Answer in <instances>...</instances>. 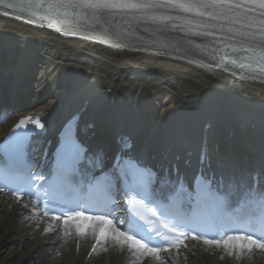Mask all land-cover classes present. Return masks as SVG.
Instances as JSON below:
<instances>
[{
  "label": "bare ground",
  "instance_id": "obj_1",
  "mask_svg": "<svg viewBox=\"0 0 264 264\" xmlns=\"http://www.w3.org/2000/svg\"><path fill=\"white\" fill-rule=\"evenodd\" d=\"M48 24L0 8V100L8 102H0V109L41 115L49 120L50 135L88 102L82 114L99 132L97 141L92 139L98 149L110 152L121 137H130L156 159L179 156L184 162L194 160L207 135L213 159L225 155L245 168L264 163V82L250 80L251 72L230 62L227 71L208 67L215 63L210 53L194 46L157 56L165 44L160 36L151 52H141L134 40L105 39L104 20L71 36ZM89 34L96 39H86ZM10 121L0 124V140ZM28 212L24 202L0 195V264H131L130 259L148 264L112 239L104 252L86 259L96 237L92 230L81 237L77 253L64 225L50 234L51 221H35ZM161 257L163 264H264V250L258 248L229 255L223 247L196 243ZM151 264L162 262L152 258Z\"/></svg>",
  "mask_w": 264,
  "mask_h": 264
},
{
  "label": "snow or ice",
  "instance_id": "obj_2",
  "mask_svg": "<svg viewBox=\"0 0 264 264\" xmlns=\"http://www.w3.org/2000/svg\"><path fill=\"white\" fill-rule=\"evenodd\" d=\"M0 5L47 20L49 27L67 25L65 36L76 35L82 19L104 20L109 25L104 29L105 39L114 35L119 40H134V47L141 52H151L156 47L155 37L160 36L165 44L157 56L171 57L181 52V46H194L210 53L215 63L208 67L227 71L230 65H238L240 70L264 71V0H35L28 4L0 0ZM86 39L96 37L89 34ZM197 39L207 43H196ZM29 124L38 130L45 127L31 117L21 119L16 127L27 128ZM25 149L26 133L12 149L18 169L24 168ZM198 159L200 167L195 172H182L179 156L156 159L147 150H139L130 137H121L109 153L87 148L70 133L61 139L54 165L45 159L35 173L27 166L23 194L36 196L37 204L52 205L58 195H75L105 209H137L136 215L150 226L145 231L147 239L159 237L158 246L131 234L143 225L119 217L114 223L108 218L111 211L107 215L72 211L63 224L74 223L80 234L91 228L97 240L111 236L118 244L127 245L133 255L143 256L148 264L152 258L163 264L161 252L187 247L184 240L196 227L220 230L229 223H245L264 231V163L241 167L225 155L213 159L205 147ZM183 163L186 168L190 164L188 160ZM32 185L38 187L33 190ZM41 189L46 190L41 193ZM17 195L19 198L20 193ZM118 224H125L129 231H121ZM203 242L223 247L229 255L253 248L264 250V239L244 232L221 239L205 238Z\"/></svg>",
  "mask_w": 264,
  "mask_h": 264
}]
</instances>
